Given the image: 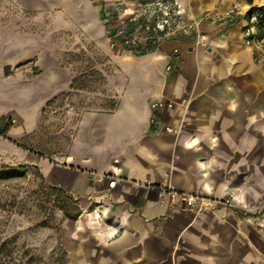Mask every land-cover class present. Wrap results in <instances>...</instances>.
Segmentation results:
<instances>
[{
  "label": "crops",
  "instance_id": "crops-1",
  "mask_svg": "<svg viewBox=\"0 0 264 264\" xmlns=\"http://www.w3.org/2000/svg\"><path fill=\"white\" fill-rule=\"evenodd\" d=\"M35 1L59 3L62 9L51 16L69 19L72 32L110 50L118 38L113 30L108 35L107 24L116 32L141 33L137 21L145 19L146 4L159 0ZM176 1L182 23H196L194 33L179 30L139 51L120 45L110 60L107 95H92L110 103L115 98L114 107L84 112L66 153L31 162L80 200L81 215L66 223L72 264L260 259L264 213L260 229L231 207L196 214L170 191L231 194L237 205L264 204V58L256 57L264 38L245 44V15L216 19L228 3ZM242 3L244 11L263 5ZM206 13L207 20L200 18ZM54 71L51 80L58 83L64 73ZM155 101L164 105L154 109ZM102 175L115 178L116 185L99 181Z\"/></svg>",
  "mask_w": 264,
  "mask_h": 264
},
{
  "label": "rangeland",
  "instance_id": "rangeland-1",
  "mask_svg": "<svg viewBox=\"0 0 264 264\" xmlns=\"http://www.w3.org/2000/svg\"><path fill=\"white\" fill-rule=\"evenodd\" d=\"M252 1L240 0L241 4ZM257 1L264 7V0ZM60 9L59 3L49 1L0 0V137L14 144H5L0 138V170L24 166L18 177L0 180V243L10 242L15 250L13 263L17 264H72L65 235L66 223L75 220L61 208L64 195L52 191L51 186L68 191L51 182L31 162L66 153L84 112L105 104L92 95H107L114 70L110 60L122 50L119 43L112 46L113 40L110 50H103L84 33L72 32L69 19L51 16L53 10ZM208 15L200 18L207 20ZM192 23H181L187 27V36L194 33ZM107 26L108 35L112 30L116 34V28L109 23ZM245 31L246 26L244 40L250 45ZM260 31L264 33V20L255 29L257 38ZM256 57L264 58V46L256 51ZM55 67L64 73L58 83L51 80ZM74 79L77 86L72 88ZM202 195L212 201L230 202L213 203L201 212L189 210L201 214L231 207L263 228L264 204L237 205L231 194L221 198ZM261 241L260 259L255 264H264V236Z\"/></svg>",
  "mask_w": 264,
  "mask_h": 264
},
{
  "label": "built area",
  "instance_id": "built-area-1",
  "mask_svg": "<svg viewBox=\"0 0 264 264\" xmlns=\"http://www.w3.org/2000/svg\"><path fill=\"white\" fill-rule=\"evenodd\" d=\"M215 3H228V7L223 12H216L215 18L218 20H232L237 16L245 15L247 18V25L245 36L248 44H256L260 40L255 36V29L264 17V14L259 10L248 9L244 11V8L240 0H213ZM145 12V19L141 24V33L132 34L125 32L124 30H118L116 32L117 40L112 41V46H116L117 43L128 47L134 51H139L144 45L154 46L159 41L167 36L176 34L179 30H183L187 33V27L180 26L182 23L183 11L176 0H159L154 3L147 4ZM136 20V19H135ZM196 23H192L190 28H194ZM171 65L168 66L170 70ZM162 101H155L152 103V108L156 109L163 106ZM166 130L170 131L171 128L167 127ZM109 179V186L114 187L116 185V179L111 176L102 175L99 177V181ZM162 193L168 192L166 188L161 189ZM170 195L173 199H179L185 208L192 209L197 212H201L207 206L213 203L228 204L229 199L225 202H219L217 200H210L202 194L198 193H179L177 191H170Z\"/></svg>",
  "mask_w": 264,
  "mask_h": 264
},
{
  "label": "trees",
  "instance_id": "trees-1",
  "mask_svg": "<svg viewBox=\"0 0 264 264\" xmlns=\"http://www.w3.org/2000/svg\"><path fill=\"white\" fill-rule=\"evenodd\" d=\"M259 11H261L264 14V7H257ZM140 21L143 19L140 18ZM264 17L258 24V27L260 28V24L263 22ZM143 23V22H142ZM264 33L263 31H260V34L258 36V39H263ZM77 86V80H73L71 87L74 88ZM79 88V87H78ZM85 88V87H84ZM104 105L102 107L107 108H113L114 107V101L112 103L108 102V100L104 101ZM111 108V109H112ZM7 130V129H6ZM6 130L1 132V135L5 134ZM22 172H24V166H19L18 168H7L0 170V180H8L14 177H18ZM52 191H60L61 194L64 195L61 208L66 212L67 216L72 219L76 220L81 215V207L79 200L74 198L70 193L61 191V189H58L55 186H51ZM14 247L11 246L9 241H4L0 243V264H17L13 263L14 258Z\"/></svg>",
  "mask_w": 264,
  "mask_h": 264
}]
</instances>
